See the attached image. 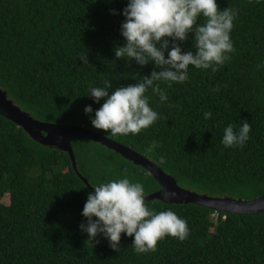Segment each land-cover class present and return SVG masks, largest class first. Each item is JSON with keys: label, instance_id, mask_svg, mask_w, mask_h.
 I'll return each mask as SVG.
<instances>
[{"label": "trees", "instance_id": "obj_1", "mask_svg": "<svg viewBox=\"0 0 264 264\" xmlns=\"http://www.w3.org/2000/svg\"><path fill=\"white\" fill-rule=\"evenodd\" d=\"M127 3L0 0V87L33 118L100 132L146 155L183 188L243 200L264 197V0H217L221 9L238 10L231 60L216 72L190 65L188 80L171 87L159 82L165 102L146 92L159 119L138 135L113 136L91 123L105 98L96 102L90 87L109 80L111 92L160 70L152 61L141 66L115 57V48L126 42L121 25ZM203 22L201 16L197 23ZM188 37L179 42L182 51L195 52L194 33ZM85 54L88 63L80 59ZM217 86L220 91H213ZM88 105L90 115L84 112ZM245 121L249 140L225 147V127L238 131ZM72 146L91 186L127 176L146 195L160 189L147 169L99 142L80 138ZM89 192L67 152L37 142L0 114V264H264V214L149 200V209H170L185 219L190 234L183 241L166 236L155 252L137 255L134 236L122 233L119 251L102 234L88 240L80 225L87 223L82 211ZM6 195L8 203L2 201Z\"/></svg>", "mask_w": 264, "mask_h": 264}, {"label": "clouds", "instance_id": "obj_2", "mask_svg": "<svg viewBox=\"0 0 264 264\" xmlns=\"http://www.w3.org/2000/svg\"><path fill=\"white\" fill-rule=\"evenodd\" d=\"M111 11L116 12L115 9ZM237 12L230 7L221 9L217 0H128L121 25L126 42L115 48V57L126 58L129 63L134 59L141 66L152 61L160 70L154 68L150 75L143 76L137 83L116 87L111 92L112 82L109 80L103 81V87H90V95L96 102L105 98L101 107L95 110L94 117L90 115L93 112L91 105L84 109L85 114L90 115L93 127L116 136L138 135L153 125L159 114L150 107L146 92L151 89L159 95L161 102H165L167 95L159 82H166L171 87L173 82L188 80L190 65L216 72L231 60L230 54L235 48L230 33ZM201 16L204 22L197 23ZM189 33H194L195 52L182 51L179 43L186 41ZM80 59L89 62L87 54ZM213 91L219 92V86ZM211 115V112L204 113L205 119H210ZM250 131L247 121L238 131L229 124L224 129L222 143L225 147H243L250 138ZM164 162L161 157L160 163ZM92 186L94 192H89L82 211L87 223L80 225L81 230L87 232L88 240L95 241L102 234L109 240L110 247L119 251L121 234L124 233L134 236L132 245L139 255L155 252L158 241L166 236L183 241L190 234L187 221L174 211L149 209L144 186L130 182L127 176ZM175 195L174 191H163L165 198Z\"/></svg>", "mask_w": 264, "mask_h": 264}, {"label": "water", "instance_id": "obj_3", "mask_svg": "<svg viewBox=\"0 0 264 264\" xmlns=\"http://www.w3.org/2000/svg\"><path fill=\"white\" fill-rule=\"evenodd\" d=\"M0 114L24 128V130L37 142L67 152L71 158L74 170L93 191L94 187H92L88 179L79 172L77 159L72 146V142L75 139L84 138L99 142L120 153L127 160L133 161L135 164L141 165L147 169L158 182L160 189L147 194L145 197L146 202L157 199L165 203L173 204L193 203L215 211L229 213L264 214V197L243 200L229 196H210L183 188L172 175L165 172L146 155L100 132L83 125L57 124L33 118L9 98L7 92L1 87ZM165 189L174 191L176 195L174 197L165 198L163 196V191Z\"/></svg>", "mask_w": 264, "mask_h": 264}, {"label": "rangeland", "instance_id": "obj_4", "mask_svg": "<svg viewBox=\"0 0 264 264\" xmlns=\"http://www.w3.org/2000/svg\"><path fill=\"white\" fill-rule=\"evenodd\" d=\"M3 202L5 203H8L9 201V195H6L3 199H2Z\"/></svg>", "mask_w": 264, "mask_h": 264}]
</instances>
